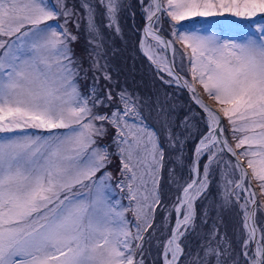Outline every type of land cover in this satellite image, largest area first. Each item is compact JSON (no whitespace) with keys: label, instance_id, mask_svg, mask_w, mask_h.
<instances>
[{"label":"snow or ice","instance_id":"snow-or-ice-1","mask_svg":"<svg viewBox=\"0 0 264 264\" xmlns=\"http://www.w3.org/2000/svg\"><path fill=\"white\" fill-rule=\"evenodd\" d=\"M82 7L86 10L88 69L69 47L78 37L48 23L61 14L70 17V9L65 7L61 13L50 0H0V133H18L0 135V264H145V244L156 231L153 220L158 207L169 215L175 213L170 236L162 244L157 241L162 247V264H240V256L244 264H264V228L259 229L262 242L250 250L258 231L255 210L249 211L247 202L239 204L235 191L255 180L264 195V26L257 25L258 39L251 35L224 38L217 33V29L224 31L221 25L230 30L245 27L228 20L226 14L245 19L264 14V0H151L144 8L148 21L145 36H150L157 48L173 53L180 51L177 44L182 46L181 59H188L192 82L183 80L167 57L158 58L141 41L145 55L159 71L172 77L166 83L187 87L207 114V132L194 149V178L181 185L174 170H168L180 193L170 205L162 202L159 192L165 150L156 130L145 122L138 98L134 100L122 90L118 96L123 108L101 114L94 109L112 101L111 91L101 97L94 84L85 96L76 80L81 71L86 76L91 70L111 82L107 63H101L104 35L96 17L98 8L103 9L99 13L106 20L103 27L119 33L120 0H82ZM160 13L170 18L172 39H163L153 30ZM221 17L224 20L215 19ZM196 18L212 20L214 26L198 25ZM26 25L31 27L26 29ZM99 78L94 77L96 81ZM196 83L217 102V110L200 99ZM158 115L169 147L182 146L162 108ZM221 117L228 122L235 148L223 135ZM106 125L116 130L112 142L120 157L121 174L127 178V184L122 181L121 185L127 187L130 201H135V234L124 218L128 209L117 210L109 203L104 177L99 182L93 180L113 155L107 145L98 143L108 132ZM33 129L48 134L28 131ZM55 129L67 131L53 132ZM225 153L235 162L226 161ZM202 158L207 162L201 172ZM221 165L227 169L221 172L218 185L222 206L239 204L243 211L246 238L242 251L234 257L227 237L214 224L193 255L185 251L183 240L197 227L196 202L210 195L213 166ZM232 170L239 171L238 181L229 178ZM86 181L96 186L92 197L73 191L78 185L87 187ZM250 195V203L256 204L254 193Z\"/></svg>","mask_w":264,"mask_h":264},{"label":"rangeland","instance_id":"rangeland-1","mask_svg":"<svg viewBox=\"0 0 264 264\" xmlns=\"http://www.w3.org/2000/svg\"><path fill=\"white\" fill-rule=\"evenodd\" d=\"M151 0H120L121 8L118 13V25L120 28V32L117 33L114 31V43L119 47V44H127L130 48V51L135 55L143 58L145 62L149 66L150 76L155 82H151L150 87L151 91L146 90L141 94L136 95L138 97V102L141 105L140 111L143 115L145 122L148 126L154 130L159 135V139L162 138L164 141V146L160 142L165 150V167L161 170L160 173V184H159V192L161 195V200L165 205H170L171 202L178 196L180 193L178 191L176 183H173L169 179V171L174 170L175 177L179 184L183 185L185 182H189L192 178V162H193V147L190 151V137L191 133L196 131L198 125L202 128L203 124L205 125V130H207V114L204 110L196 103L195 99H193V94H189L184 91L181 85H177L175 82L166 83L165 81H171L172 77H169L166 72H162L158 70L157 64H153L146 55L141 51L139 41L141 31L144 27V23L147 19V14L144 11V8L148 6ZM166 2V0H165ZM52 6H54L61 13L63 9L66 7L70 9L72 15L70 17H65L63 14L57 17L56 21H49L51 24H58L62 26V28H66L71 34L76 35L78 39L69 44V47L73 50L75 57L80 61L83 68H89V60L87 57V53L85 51L87 47V32H86V10L83 8L84 12H82V0L81 3L78 0H50ZM98 15L96 17L97 23L101 25L104 40L106 33H104L105 29L103 25L106 23V20L103 16L99 15V13L103 12V9L98 8ZM160 19L155 23L154 27H157L162 33H164L168 39H172L171 37V24L170 18L167 17L166 13L158 14ZM228 20H236L239 24L244 25L243 28H233L229 29L227 25H221L224 28V31L221 33L219 29H217V33L221 34L224 38H241L246 37L248 35L253 36L254 38H259L260 33L257 31V25L264 26V14H258L256 17L245 19V18H233L226 14ZM216 20H224L223 17L215 18ZM198 25L205 26H214L212 20H204L202 18H196ZM67 21V22H66ZM77 23L79 24V28H77ZM31 25H26V29L30 28ZM148 47L153 49L154 54H158L159 57H167L166 51L163 48H157L156 43L154 41H145ZM176 48L180 49L173 53L172 51V60L175 66V69L183 76L185 80L192 82V76L190 72V65L188 63L187 57L183 60L181 59V52L183 51L182 46L179 44L176 45ZM119 49V48H118ZM115 50V49H114ZM105 51V50H104ZM117 51V50H116ZM115 53V51H114ZM111 61L112 65L116 67L118 64V60L121 59V55L118 56L110 53L107 55L104 53V58L101 60V63L107 59ZM53 71L55 68L53 67ZM100 77L98 81L94 79V77ZM77 84L79 87V91L82 95H89L93 85L95 84L96 92L99 96L104 97L107 94V85L102 83V73L92 72L89 70L87 75L85 76L84 72L81 71L80 75L76 78ZM136 82L140 84L139 78H136ZM169 86L170 89L169 90ZM174 86V87H173ZM125 87V86H124ZM142 87V86H141ZM195 88L199 91V93L209 102L211 103L215 109L217 110L219 105L215 100L210 98L207 93L204 92L203 87L199 84H195ZM182 89L184 93L180 90ZM139 98L141 100L139 101ZM148 101V102H146ZM123 105V104H122ZM195 107L194 109L191 106ZM123 108V106H122ZM121 108V109H122ZM162 108L164 112L167 114V119L170 123V127L173 133H175L180 140H187V144L184 147V143L181 146L177 143V148L173 149L172 153L169 152V145L167 141V132L163 127V120L160 115H158L159 109ZM116 110V109H113ZM112 110V111H113ZM101 114L106 113V106L101 105L94 109ZM110 111L107 114H110ZM222 118L223 127L225 128L224 137L227 138L229 144L231 145V141L236 143L233 139L231 130L228 126V122L226 119ZM99 123V122H97ZM75 127V125L73 126ZM108 128L107 134L98 140V143L103 145L101 140L107 139L106 144L108 146V150L113 155L110 157L111 163L106 166V168L101 169L96 173V176L93 177V180L100 181L101 177H104L103 183L108 185L109 188L106 189V195L109 198V203L114 205L117 210L128 209L124 212V218L128 221L129 228L133 234L136 232L135 225L137 224L136 216L134 215L133 208L135 207V201H130L129 193L126 186H122L121 182H124V185L127 184L126 176L121 174V164L120 157L116 153L115 145L113 144V137L115 136L116 130L113 128L112 133H109L110 125H106ZM203 130V132L205 131ZM30 132H34L38 135H47L46 130H28ZM53 132L63 133L66 132L67 129H55ZM202 132V133H203ZM201 133V134H202ZM18 133L11 134H3L0 135H15ZM182 136V138H181ZM233 147V145H231ZM189 149V151H188ZM239 151H242L240 149ZM177 157L180 159L178 160ZM224 159L231 160L233 163L235 162L230 155L225 153ZM206 158L201 159V172L203 168V164L206 163ZM245 162V163H244ZM242 161L247 169L246 160ZM214 176L211 177L210 189L213 190V194L208 195L206 198H202L196 202L197 207V219H196V229L195 231H190L186 233V239L183 240L182 246L185 247L186 252H190L193 255L200 248V245L207 239V234L212 231L213 225L215 224L220 231L221 235H225L227 237L228 242L232 246L233 256L242 251L241 243L243 239L246 238V230L242 226L243 221V211L239 207V204H245L247 202V208L251 211L250 201L253 199V196L250 193H254L255 199L257 198V193H260L261 205H263V212L260 218V224L263 225L264 228V195H261L259 182L252 180L251 185L249 186L247 181L245 182V186L243 190L236 189L235 191L240 196L239 204H236L231 207H223L222 200L219 196V187L218 185L221 181V172L227 171L224 165H221L220 168H215ZM249 175H250V170ZM105 173L109 174L105 176ZM229 178L233 181H238L240 179V173L238 170H232L229 172ZM147 179V177H146ZM87 187L77 186L73 191L79 193L82 196L92 197L96 194V186L93 185L90 181L85 182ZM149 187L151 184L149 183ZM230 187H234V185H230ZM235 199V197H233ZM255 216H256V204H255ZM207 212V216H204V213ZM168 217L167 221H165V217ZM206 222H202L205 221ZM175 222V213L173 212L169 215L163 209L158 207V210L154 214L153 227L156 229L153 234L152 240L150 243L145 244V248L147 251L144 254L145 264H162V247L157 246V241L162 242L171 234L172 225ZM255 224L256 221H255ZM258 228V226H257ZM151 231V229L149 230ZM147 238V233L144 234ZM261 231H257L256 241L252 243L250 246V250L254 248L255 243L262 242L261 241ZM219 236H217V240ZM136 243L135 241L133 242ZM215 244V241L213 242ZM137 259H140L139 254H137ZM240 264H244V259L242 256L239 257Z\"/></svg>","mask_w":264,"mask_h":264},{"label":"trees","instance_id":"trees-1","mask_svg":"<svg viewBox=\"0 0 264 264\" xmlns=\"http://www.w3.org/2000/svg\"><path fill=\"white\" fill-rule=\"evenodd\" d=\"M78 2L81 3V0H78ZM81 10H82V12H84L83 7H81ZM104 33H106L105 38L107 39L106 41L105 40L103 41L104 50H105L104 53H106L107 55H109L110 53H113V55H116V56H118L119 54L121 55V59L117 61L118 64L116 65V67H114L112 65L109 58L107 59V61L104 60V62H103V63H105V62L107 63V66H108L107 71L112 78L111 82H109V81L104 80L103 75H102V80H101L103 84L107 85V90L111 91L112 97H113L111 102L106 101V105H107L106 106V113H109L113 109L122 108V106H123L120 99H119V96H118L119 92H121L122 90H126L127 93L130 94L131 97L135 100L138 98V97H136V95L141 94L143 91L146 92V90H148V91L152 92L150 84H151V82H155V81L150 76L149 66L143 58L132 53V51H130L129 46L126 43L125 44H119V47L116 45V43H114L113 36L115 34H114L113 29H105ZM114 51H115V53H114ZM137 77L139 78L140 84H138L136 82ZM170 89H172V88H170V86H169V90ZM180 90L182 91V93H184V91L182 89H180ZM104 97H106V95H104ZM140 100H141V98H139V101ZM146 102H148V101H146ZM191 108L194 109L195 107H193V105H192ZM200 125H198L196 131L194 129V131L191 133V137H190L191 140H190V146H189V147H191L190 151L192 149L193 144L196 142V140L201 135L203 130H205V125L203 124L202 128L200 127ZM112 131H113V127L110 126L109 133L111 134ZM181 138H182V136H181ZM160 139H161V142L164 146L163 139L162 138H160ZM101 142L103 145L108 144L107 139L101 140ZM183 143H184V147H185V145L187 144V140H184ZM230 143H231V145H233V148H235V143H233V141H231ZM176 148H177V144L175 147H169V149H170L169 152L172 153L173 149H176ZM239 150L240 149H237V152H239ZM188 151H189V149H188ZM243 162H244V160H243ZM209 191H210V194L212 195L213 190L209 189ZM260 205H261L260 193H257L255 221L257 223L256 226H258L259 229L263 228V225L260 224V218H261V214L263 212V205L262 206H260ZM157 210H158V208H157Z\"/></svg>","mask_w":264,"mask_h":264},{"label":"water","instance_id":"water-1","mask_svg":"<svg viewBox=\"0 0 264 264\" xmlns=\"http://www.w3.org/2000/svg\"><path fill=\"white\" fill-rule=\"evenodd\" d=\"M154 20H155V18H154ZM148 25V21H147V19H146V21H145V23H144V27H146ZM153 30L155 31V32H157L163 39H168L157 27H154L153 28ZM166 54H167V58H168V60H169V62H170V66H172L173 67V71L177 74V75H179L180 77H182L183 78V76L175 69V66H174V64H173V60H172V50H169V49H166ZM183 80H185L184 78H183ZM181 84H182V82H181ZM183 89H184V91L185 92H187V93H189V94H192L190 91H189V89L187 88V87H183V86H181ZM196 92L199 94V97H200V99H202L203 100V102L205 103V104H207L210 108H212L213 110H216L215 109V107L211 104V103H209L200 93H199V91L196 89ZM207 132V130H205V132L202 134V135H204L205 133ZM201 135V136H202ZM201 136L197 139V141L195 142V144H194V147H193V160H194V158H195V155H194V149H195V147L197 146V144H198V142H199V139L201 138ZM230 155V154H229ZM231 156V155H230ZM233 159H234V161H235V158L234 157H232ZM243 166H244V164H243ZM244 168H245V166H244ZM194 176H195V174L194 173H192V178H194ZM191 178V179H192ZM191 181V180H190ZM189 181V182H190ZM254 208H255V204H251V211H253L254 210ZM174 226V223H173V225H172V227Z\"/></svg>","mask_w":264,"mask_h":264},{"label":"bare ground","instance_id":"bare-ground-1","mask_svg":"<svg viewBox=\"0 0 264 264\" xmlns=\"http://www.w3.org/2000/svg\"><path fill=\"white\" fill-rule=\"evenodd\" d=\"M144 28L145 27H143V29H142V31H141V35H140V41H139V45H140V49H141V51L144 53V51H143V49L141 48V41H144V43H145V41H151L152 40V38L149 36V37H146L145 36V33H144ZM153 41V40H152ZM155 42V41H154ZM156 43V42H155ZM145 47H148V45H146V43H145ZM169 50H171V49H169ZM166 51V50H165ZM144 55H145V53H144ZM146 57L148 58V56L146 55ZM149 60V59H148ZM175 223V222H174Z\"/></svg>","mask_w":264,"mask_h":264}]
</instances>
